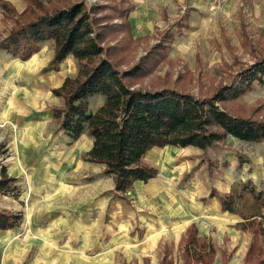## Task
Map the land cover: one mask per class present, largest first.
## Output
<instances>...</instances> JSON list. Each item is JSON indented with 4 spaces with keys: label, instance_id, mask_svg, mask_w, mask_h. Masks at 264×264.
I'll use <instances>...</instances> for the list:
<instances>
[{
    "label": "rangeland",
    "instance_id": "1",
    "mask_svg": "<svg viewBox=\"0 0 264 264\" xmlns=\"http://www.w3.org/2000/svg\"><path fill=\"white\" fill-rule=\"evenodd\" d=\"M1 1L15 9L5 18L0 6V41L13 29V15L27 9L25 0ZM100 3L109 6L102 16H107L106 46H115V60L124 69L144 61L149 65L139 81L142 88H175L199 98L212 96L264 58V0ZM42 49L29 62L0 50V143L8 151L0 150V165L17 180L20 194L18 198L2 197L0 209L23 213L18 229L0 231V264H144L141 234L139 239H131L136 235L132 232L135 204L113 198L112 177L105 175L102 165L86 162L92 137L85 132L73 142L57 133L59 124L52 118V108L63 103L52 90L76 75L77 62H64L58 73L45 72L55 48L47 42ZM103 101L100 96L92 98L90 109L97 110ZM229 107L240 115L264 120V84ZM167 149L172 163L164 170L157 160ZM240 158L247 161L241 168ZM145 161L157 166L158 173L173 172L177 185L190 189L193 205L213 188L227 194L249 180L264 192V142L246 143L230 137L224 149L205 155L192 147L168 146L150 151ZM87 195L91 205L84 203ZM109 197V206L102 204ZM88 221L98 235L92 248L85 246L82 236L73 235L87 227ZM249 240L250 235L241 241L231 234L221 246L230 250L239 245L241 252L233 260L244 264L241 248ZM168 245L159 246L154 261L168 255L169 262L173 258L179 263L177 245Z\"/></svg>",
    "mask_w": 264,
    "mask_h": 264
},
{
    "label": "trees",
    "instance_id": "2",
    "mask_svg": "<svg viewBox=\"0 0 264 264\" xmlns=\"http://www.w3.org/2000/svg\"><path fill=\"white\" fill-rule=\"evenodd\" d=\"M102 1L25 0L27 9L13 15V29L0 41V50L28 62L43 50L44 43L52 42L55 53L45 72L58 73L64 61L74 57L76 75L52 90L63 101L62 107L52 108V118L59 124L57 133L73 142L85 132L92 137L85 160L105 166V175L114 181V198L128 201L127 195L137 182L148 184L158 177V169L145 161L155 148L192 147L205 155L224 149L230 137L246 143L264 142V120L240 115L229 107L264 84V58L212 96L199 98L175 88H142L139 81L149 65L144 61L124 69L115 60V46H106L107 16L102 13L109 6ZM0 3L4 17H10L15 7L7 1ZM96 96L104 101L92 111L89 104ZM0 150L8 153L3 142ZM240 159L241 168L247 161ZM0 166V200L4 196L18 198L17 180L5 165ZM210 198L221 204L223 212L240 216L242 230L254 232L246 261L264 264V192L249 180L227 194L214 188ZM22 221V212L0 209V231L16 230ZM179 247L182 264L215 262L216 247L211 240L199 237L195 225L187 230ZM168 257L165 255L162 264H174Z\"/></svg>",
    "mask_w": 264,
    "mask_h": 264
},
{
    "label": "crops",
    "instance_id": "3",
    "mask_svg": "<svg viewBox=\"0 0 264 264\" xmlns=\"http://www.w3.org/2000/svg\"><path fill=\"white\" fill-rule=\"evenodd\" d=\"M73 60H75L74 57L70 56L64 62H72ZM33 70L36 71V67ZM100 104L102 106V102ZM154 150L160 149L155 148ZM167 150L168 152L159 156L157 160L159 164L164 165V170L166 165L172 163L170 150ZM102 167L105 168V166ZM154 167L157 168V166ZM176 179L177 177L173 172L164 171L162 174L158 173V177L150 180L148 184L137 182L133 192L127 195L128 201L119 199L124 201L126 205L135 204V209L132 211L134 212L132 216L133 220H135V227L132 226L134 227L132 232H136V235L131 237V239H139L141 234L142 262L144 264H162L163 258H160L159 261L155 258L156 261H154V253L159 251L160 245H165L164 248H168V244L171 243L178 247L179 263L176 260L174 261L173 258L171 260L174 264H182L179 244L183 236L187 234V230L195 225L199 232V237L211 240L216 247L217 252L214 264H236L233 257L241 252L238 250L239 245H234L230 250L225 245H221L225 244L231 234L235 240L240 237L241 241L244 237L250 235L247 246L241 248L243 253L242 260L244 264H247L246 257L253 241V231L242 230L240 224L243 220L240 216L223 212L221 204L216 199L210 198L212 190L206 198H202L199 202H194L193 205L190 189L179 187L177 185L179 181ZM218 191L222 192L221 190ZM85 198L84 200L87 202L84 203L91 205L89 195ZM111 200L112 198L109 197L106 200L107 202H102V204L106 203L109 206ZM193 206H195L194 211ZM77 216L79 214L76 215V218ZM88 224L84 229L81 230L79 228L77 232L74 231L73 235L82 236L85 246L92 248V246L97 245L95 242L98 239V235H96V229L93 224H90V221H88ZM126 228L124 226L123 230ZM215 228L216 232H213Z\"/></svg>",
    "mask_w": 264,
    "mask_h": 264
}]
</instances>
